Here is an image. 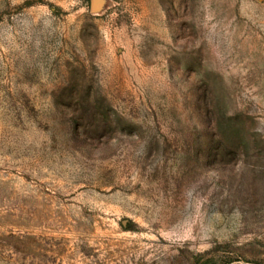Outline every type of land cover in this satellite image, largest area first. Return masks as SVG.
<instances>
[{"label": "rangeland", "instance_id": "1", "mask_svg": "<svg viewBox=\"0 0 264 264\" xmlns=\"http://www.w3.org/2000/svg\"><path fill=\"white\" fill-rule=\"evenodd\" d=\"M0 264H264V0H0Z\"/></svg>", "mask_w": 264, "mask_h": 264}, {"label": "water", "instance_id": "2", "mask_svg": "<svg viewBox=\"0 0 264 264\" xmlns=\"http://www.w3.org/2000/svg\"><path fill=\"white\" fill-rule=\"evenodd\" d=\"M94 9H95V8H94V6L92 5V6H91V11H94Z\"/></svg>", "mask_w": 264, "mask_h": 264}]
</instances>
